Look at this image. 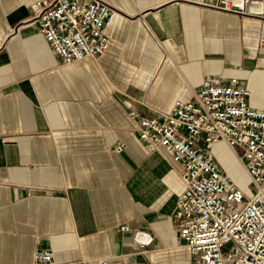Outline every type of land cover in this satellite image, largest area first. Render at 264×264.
Segmentation results:
<instances>
[{
	"label": "crops",
	"instance_id": "0c3cea01",
	"mask_svg": "<svg viewBox=\"0 0 264 264\" xmlns=\"http://www.w3.org/2000/svg\"><path fill=\"white\" fill-rule=\"evenodd\" d=\"M102 1L116 12L107 52L63 65L27 23L35 0H0V264H31L35 248L58 263L199 264L176 232L179 165L129 112H169L208 77L243 81L264 108V0L246 14Z\"/></svg>",
	"mask_w": 264,
	"mask_h": 264
},
{
	"label": "built area",
	"instance_id": "2783aa9c",
	"mask_svg": "<svg viewBox=\"0 0 264 264\" xmlns=\"http://www.w3.org/2000/svg\"><path fill=\"white\" fill-rule=\"evenodd\" d=\"M253 5L259 2L245 8V0H218L215 7L246 14ZM115 14L102 0H35L27 23L37 26L60 63L68 65L107 52V27ZM248 97L243 81L208 77L188 102H175L169 112H129L138 120L139 140L161 148L179 165L183 190L175 202L176 232L199 264H264V108L250 107ZM217 143L236 157L252 196L215 161L211 150ZM114 151L122 152L123 145ZM31 264L89 262L58 263L50 250L35 248ZM91 264L137 263L100 259Z\"/></svg>",
	"mask_w": 264,
	"mask_h": 264
},
{
	"label": "rangeland",
	"instance_id": "374dc122",
	"mask_svg": "<svg viewBox=\"0 0 264 264\" xmlns=\"http://www.w3.org/2000/svg\"><path fill=\"white\" fill-rule=\"evenodd\" d=\"M215 161L229 174L232 180L239 186L247 197L253 195V189L249 179L243 172L239 162L232 151L223 143H217L211 150Z\"/></svg>",
	"mask_w": 264,
	"mask_h": 264
},
{
	"label": "water",
	"instance_id": "95a60500",
	"mask_svg": "<svg viewBox=\"0 0 264 264\" xmlns=\"http://www.w3.org/2000/svg\"><path fill=\"white\" fill-rule=\"evenodd\" d=\"M131 261H133V260H131Z\"/></svg>",
	"mask_w": 264,
	"mask_h": 264
}]
</instances>
